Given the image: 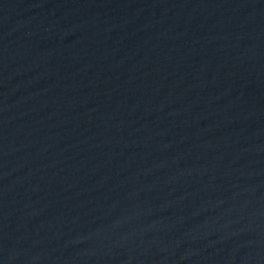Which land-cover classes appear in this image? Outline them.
<instances>
[{
	"label": "water",
	"instance_id": "water-1",
	"mask_svg": "<svg viewBox=\"0 0 264 264\" xmlns=\"http://www.w3.org/2000/svg\"><path fill=\"white\" fill-rule=\"evenodd\" d=\"M0 264H264V0H0Z\"/></svg>",
	"mask_w": 264,
	"mask_h": 264
}]
</instances>
